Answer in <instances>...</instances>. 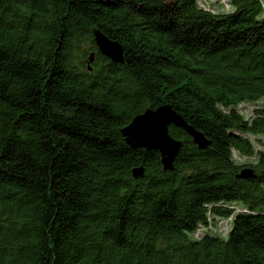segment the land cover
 I'll return each instance as SVG.
<instances>
[{"label": "trees", "instance_id": "trees-1", "mask_svg": "<svg viewBox=\"0 0 264 264\" xmlns=\"http://www.w3.org/2000/svg\"><path fill=\"white\" fill-rule=\"evenodd\" d=\"M263 3L0 0V264H264ZM164 105L171 170L123 135Z\"/></svg>", "mask_w": 264, "mask_h": 264}, {"label": "water", "instance_id": "water-1", "mask_svg": "<svg viewBox=\"0 0 264 264\" xmlns=\"http://www.w3.org/2000/svg\"><path fill=\"white\" fill-rule=\"evenodd\" d=\"M95 40L102 54L106 55L115 62L124 61V48L116 41L109 39L104 33L96 30ZM93 59V58H91ZM175 124L185 129L200 147H206L209 141L205 136L196 130L169 105L161 106L157 109H148L144 113L136 116L132 122L123 129V135L127 142L133 147H146L149 149H157L162 155V162L166 170L174 168V162L177 158L181 141L173 138L169 133V125ZM158 133L155 139L146 137L148 130ZM253 173L252 169L242 170V176L248 177ZM135 177L143 175L142 168L134 170Z\"/></svg>", "mask_w": 264, "mask_h": 264}, {"label": "rangeland", "instance_id": "rangeland-1", "mask_svg": "<svg viewBox=\"0 0 264 264\" xmlns=\"http://www.w3.org/2000/svg\"><path fill=\"white\" fill-rule=\"evenodd\" d=\"M263 7H264V3H263ZM218 11H231L233 10V7L230 8V4H228L227 6H223L222 8H218L217 9ZM262 101H258V102H248V103H242L240 106H239V110H241L243 113L246 114L247 117H251L253 115V112L254 110L257 108V107H260L262 105ZM263 140H264V136H263ZM258 148L259 149H264V145H258ZM239 155L238 153H234V158L236 160L239 161ZM241 207V206H240ZM220 216H217V218H219ZM216 219V217H209L208 218V221L210 223V227L213 228L214 230V233H217L219 235L222 234V236H226L228 231L230 230V227L232 225V220H233V216H228L226 217L225 219H218V220H214ZM204 229L203 228H200V231L199 233H203ZM217 231V232H216Z\"/></svg>", "mask_w": 264, "mask_h": 264}, {"label": "bare ground", "instance_id": "bare-ground-1", "mask_svg": "<svg viewBox=\"0 0 264 264\" xmlns=\"http://www.w3.org/2000/svg\"><path fill=\"white\" fill-rule=\"evenodd\" d=\"M223 2H225L226 4H227V0H222ZM229 4V3H228ZM227 4V5H228ZM150 137L151 139H155L157 136H159L158 135V133H156L155 131L152 133V131H151V129L150 130H148L147 132H146V137Z\"/></svg>", "mask_w": 264, "mask_h": 264}]
</instances>
